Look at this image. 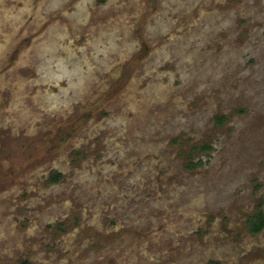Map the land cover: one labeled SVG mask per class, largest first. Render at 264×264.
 <instances>
[{
	"label": "rangeland",
	"instance_id": "rangeland-1",
	"mask_svg": "<svg viewBox=\"0 0 264 264\" xmlns=\"http://www.w3.org/2000/svg\"><path fill=\"white\" fill-rule=\"evenodd\" d=\"M259 203L264 0H0V264H264Z\"/></svg>",
	"mask_w": 264,
	"mask_h": 264
},
{
	"label": "trees",
	"instance_id": "trees-1",
	"mask_svg": "<svg viewBox=\"0 0 264 264\" xmlns=\"http://www.w3.org/2000/svg\"><path fill=\"white\" fill-rule=\"evenodd\" d=\"M225 118H226L225 115H221V116L219 115L217 117L219 121H223ZM209 147H211L210 144H204L202 146V149H208ZM196 164L197 162H190L191 166H195ZM62 176H63L62 171L54 170L51 172L49 179L52 182H57L61 179ZM247 225L249 231H251L252 233H258L264 228V208L262 203H259L255 212L249 215V218L247 220Z\"/></svg>",
	"mask_w": 264,
	"mask_h": 264
}]
</instances>
